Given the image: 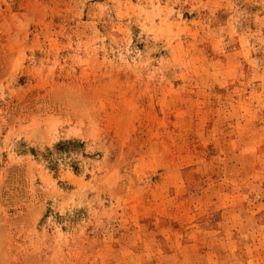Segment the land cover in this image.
I'll list each match as a JSON object with an SVG mask.
<instances>
[{"label":"rangeland","instance_id":"1","mask_svg":"<svg viewBox=\"0 0 264 264\" xmlns=\"http://www.w3.org/2000/svg\"><path fill=\"white\" fill-rule=\"evenodd\" d=\"M0 264H264V0H0Z\"/></svg>","mask_w":264,"mask_h":264}]
</instances>
